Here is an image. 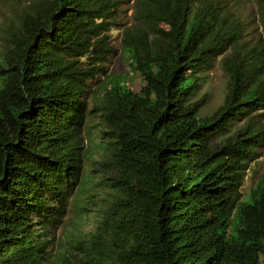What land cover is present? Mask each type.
<instances>
[{
	"label": "trees",
	"instance_id": "trees-1",
	"mask_svg": "<svg viewBox=\"0 0 264 264\" xmlns=\"http://www.w3.org/2000/svg\"><path fill=\"white\" fill-rule=\"evenodd\" d=\"M234 1L134 4L122 50L139 89L119 75L93 106L112 196L85 201L96 225L57 259L55 229L91 179L88 82L115 53L116 4L15 1L0 57V264H264V175L241 194L264 147V52L243 47ZM217 59L228 90L202 117L193 97Z\"/></svg>",
	"mask_w": 264,
	"mask_h": 264
},
{
	"label": "rangeland",
	"instance_id": "rangeland-1",
	"mask_svg": "<svg viewBox=\"0 0 264 264\" xmlns=\"http://www.w3.org/2000/svg\"><path fill=\"white\" fill-rule=\"evenodd\" d=\"M15 1L0 0V57L3 54L7 37L11 34L12 26L17 22L18 16L12 9L15 7ZM113 1L116 4L115 25L110 28L107 34L109 46L115 50V53L109 57L107 62L99 64L102 69L93 79L89 80L86 97L90 114L87 116L83 127L86 142L82 174L83 176H91V179L88 181L89 187L85 189L86 191L78 189V192L70 198L62 224L55 229L53 234L55 243L51 251L52 259L60 258L65 252L76 249L72 248L73 244L80 237L85 240L93 231L96 220H98V218L96 219V209L94 205H85V201L87 200V203L92 200L98 202L104 196H112L111 190L108 188L111 182L104 180V172H101L98 166V159H100L104 145L103 142L99 145L102 138V124L93 110L103 86L110 80L117 79L119 75H125L128 78L129 86L131 85L134 90H138L140 86L138 76H130L129 61L122 50L124 31L127 28H132L136 23L137 12L134 4L137 0ZM234 2H238L234 12L236 23L242 29L241 43L243 47L256 48V50L264 52V0H235ZM227 90L228 75L223 69L220 59H217L212 68L203 74L201 87L193 97L194 100L200 97L206 100L200 115L205 117L215 112L222 105ZM257 114L263 115L261 119L264 121V110ZM258 153L259 156L250 164L241 187L243 200L248 199L252 188L264 175V147L260 148ZM87 191L90 192L89 198ZM230 222L235 224L234 217L231 218Z\"/></svg>",
	"mask_w": 264,
	"mask_h": 264
}]
</instances>
